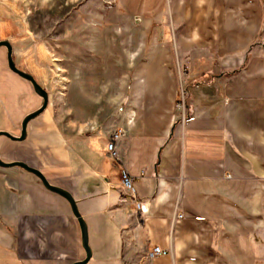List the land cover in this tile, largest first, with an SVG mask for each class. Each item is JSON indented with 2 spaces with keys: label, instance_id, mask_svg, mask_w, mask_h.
Masks as SVG:
<instances>
[{
  "label": "crops",
  "instance_id": "1",
  "mask_svg": "<svg viewBox=\"0 0 264 264\" xmlns=\"http://www.w3.org/2000/svg\"><path fill=\"white\" fill-rule=\"evenodd\" d=\"M154 10L120 9L142 32L125 60L122 115L97 132V150L89 136L82 149L68 144L50 183L76 201L92 264H264V0H159ZM13 173L0 184L8 256L83 260L67 202ZM155 246L165 253L147 259Z\"/></svg>",
  "mask_w": 264,
  "mask_h": 264
},
{
  "label": "rangeland",
  "instance_id": "2",
  "mask_svg": "<svg viewBox=\"0 0 264 264\" xmlns=\"http://www.w3.org/2000/svg\"><path fill=\"white\" fill-rule=\"evenodd\" d=\"M158 1L146 7L147 0H0V41L10 43L15 67L48 95L44 112L28 123L24 141L0 137L2 161L24 162L57 184L68 144L82 149L89 136L97 150V132L111 130L122 115L130 70L125 60L135 59L142 40L138 18L132 21L120 9L142 17L153 14ZM40 104L30 83L8 69L6 50L0 48V131L18 137L21 121ZM17 171L26 185L29 179L39 185L34 175L17 167L0 168V184L19 179ZM90 242L88 234L89 247ZM3 246L11 251L10 239L0 235V264H33L12 259ZM39 259L68 264L73 257Z\"/></svg>",
  "mask_w": 264,
  "mask_h": 264
},
{
  "label": "water",
  "instance_id": "3",
  "mask_svg": "<svg viewBox=\"0 0 264 264\" xmlns=\"http://www.w3.org/2000/svg\"><path fill=\"white\" fill-rule=\"evenodd\" d=\"M135 21L138 22L137 19ZM0 48H5V50H6V63H7L8 69L13 74L20 77L21 79L29 82L34 93L42 99V105L37 110L26 115L23 118V120L21 121L20 134L18 137L12 136L8 132L0 131V137H5V138H7L13 142H22L26 138V129H27L28 123L30 121H32L33 119H35L36 117H38L46 109L47 103H48V95L35 82V80L33 79V77L30 74L23 72V71H21L15 67V64H14L13 59H12V46L10 45V43L8 41H6V40L0 41ZM11 167H17V168H19V169H21L27 173L34 175L39 180V182L41 183L42 187L45 190L58 195L59 197L63 198L67 202L73 217L77 221V224H78V227L80 230L81 247L85 253V257L83 258V260L73 262L72 264H87L88 261L91 259V255H92L89 244H88L87 225H86L85 221L83 220L81 214L79 213L76 201L74 200L72 195L68 191H66L60 187H57L55 185L50 184L47 181V179L45 178V176L36 168H33V167H31V166H29L26 163L21 162V161L4 162L0 159V168L6 169V168H11Z\"/></svg>",
  "mask_w": 264,
  "mask_h": 264
},
{
  "label": "built area",
  "instance_id": "4",
  "mask_svg": "<svg viewBox=\"0 0 264 264\" xmlns=\"http://www.w3.org/2000/svg\"><path fill=\"white\" fill-rule=\"evenodd\" d=\"M120 135H121V132L113 134L111 142H109L107 144V147H106L107 154H108L109 158L112 160H116L118 158V154H117V151L115 149L114 142L120 137ZM226 177L230 178L229 175H227ZM132 183H133V178L131 176H129L125 170H121V172H120V186H121V189L124 192V194H126L130 197H134V190H133ZM136 208L141 211L143 208V204L140 202H137ZM178 218H181V216H179ZM164 253L165 252L163 250H161L159 247L155 246L150 251L147 252L146 257H147V259L150 260V259H153L156 256L162 255Z\"/></svg>",
  "mask_w": 264,
  "mask_h": 264
},
{
  "label": "flooded vegetation",
  "instance_id": "5",
  "mask_svg": "<svg viewBox=\"0 0 264 264\" xmlns=\"http://www.w3.org/2000/svg\"><path fill=\"white\" fill-rule=\"evenodd\" d=\"M4 49H5V48H4ZM41 105H42V99H41V104H40V106H41ZM38 108H39V107H38ZM38 108H37V109H38Z\"/></svg>",
  "mask_w": 264,
  "mask_h": 264
}]
</instances>
